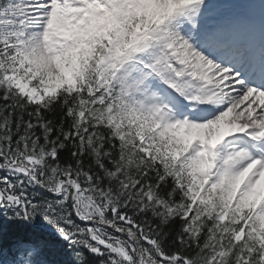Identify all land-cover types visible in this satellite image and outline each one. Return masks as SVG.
<instances>
[{
  "label": "snow or ice",
  "instance_id": "1",
  "mask_svg": "<svg viewBox=\"0 0 264 264\" xmlns=\"http://www.w3.org/2000/svg\"><path fill=\"white\" fill-rule=\"evenodd\" d=\"M0 264H264V0H0Z\"/></svg>",
  "mask_w": 264,
  "mask_h": 264
}]
</instances>
